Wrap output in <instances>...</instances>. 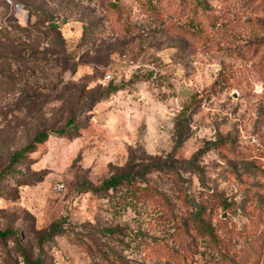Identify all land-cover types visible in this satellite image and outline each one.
I'll use <instances>...</instances> for the list:
<instances>
[{
	"label": "rangeland",
	"instance_id": "374dc122",
	"mask_svg": "<svg viewBox=\"0 0 264 264\" xmlns=\"http://www.w3.org/2000/svg\"><path fill=\"white\" fill-rule=\"evenodd\" d=\"M2 76L0 264H264V0H0Z\"/></svg>",
	"mask_w": 264,
	"mask_h": 264
},
{
	"label": "trees",
	"instance_id": "16d2710c",
	"mask_svg": "<svg viewBox=\"0 0 264 264\" xmlns=\"http://www.w3.org/2000/svg\"><path fill=\"white\" fill-rule=\"evenodd\" d=\"M113 6H116V4H112ZM19 89V93L23 94V91L25 88H23L22 85L16 86V84L10 83L7 81L6 76H2L0 77V93H6V92H11L14 91L15 89ZM73 129V117L69 118L67 120V122L65 123V126L59 130H51V132H49V134H55V135H64L67 134L69 131H71ZM176 133L178 135V137H180V135H182L181 133V128H180V122L178 121L176 123ZM48 137V133L47 132H41L38 133L37 135L34 136L33 138V143H40L42 141H44L46 138ZM33 147V145H28L22 149H20L19 151L15 152L10 160V163H17L19 159H21L24 155V152L29 151L31 148ZM152 169H158V170H163V167L161 166H151ZM125 184V192L126 195H128V197H130L131 200H137L139 199V197L144 193V191L140 188H138V186L134 185V180L128 176V175H117V176H113L110 178H106L104 180L101 181L100 185L97 188L93 189V192L95 193H99V192H104L107 193L109 190H113L116 191L118 189V187L123 186ZM113 196V194H112ZM198 221L200 222V225H198V228L203 231L206 235H209L210 233H212V230L210 228V226H208L203 219L198 218ZM59 230V225H52L51 226V231H58ZM9 234V231L5 230V231H0V237H5L6 235ZM17 237V236H16ZM215 261H218V259H216ZM26 264H41V262L37 259L36 261H29V260H25Z\"/></svg>",
	"mask_w": 264,
	"mask_h": 264
},
{
	"label": "built area",
	"instance_id": "2783aa9c",
	"mask_svg": "<svg viewBox=\"0 0 264 264\" xmlns=\"http://www.w3.org/2000/svg\"><path fill=\"white\" fill-rule=\"evenodd\" d=\"M105 78H106V79H112L113 76H112L111 74H107V75L105 76ZM55 188H56V190L60 191V190L63 188V185H62V184H56Z\"/></svg>",
	"mask_w": 264,
	"mask_h": 264
}]
</instances>
